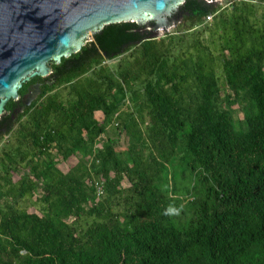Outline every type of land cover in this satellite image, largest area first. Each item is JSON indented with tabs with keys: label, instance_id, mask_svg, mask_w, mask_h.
I'll return each instance as SVG.
<instances>
[{
	"label": "trees",
	"instance_id": "obj_1",
	"mask_svg": "<svg viewBox=\"0 0 264 264\" xmlns=\"http://www.w3.org/2000/svg\"><path fill=\"white\" fill-rule=\"evenodd\" d=\"M175 15L103 24L5 101L0 264H264V0Z\"/></svg>",
	"mask_w": 264,
	"mask_h": 264
},
{
	"label": "water",
	"instance_id": "obj_2",
	"mask_svg": "<svg viewBox=\"0 0 264 264\" xmlns=\"http://www.w3.org/2000/svg\"><path fill=\"white\" fill-rule=\"evenodd\" d=\"M182 0H0V113L31 77L46 76L88 39L85 33L112 21L153 20L162 36ZM176 10V9H175ZM162 32V33H161ZM90 39V38H89Z\"/></svg>",
	"mask_w": 264,
	"mask_h": 264
},
{
	"label": "rangeland",
	"instance_id": "obj_3",
	"mask_svg": "<svg viewBox=\"0 0 264 264\" xmlns=\"http://www.w3.org/2000/svg\"><path fill=\"white\" fill-rule=\"evenodd\" d=\"M219 3H221L222 2V0H219L218 1ZM178 4L179 3H177V5H176V10L174 9V12H172V15H173V13H174V16L173 17H175L174 18V20H173V24H170V26H168V28H169V30H171V29H173L174 28V26H176V24L180 21V15H175V12L177 11V6H178ZM150 19V18H149ZM149 19H143L142 20V22H141V24H144V25H147L146 23H147V21L149 20ZM145 29L147 30V31H149L150 32V35H152V36H155V37H159V36H161L160 35V33L159 32H157V30L153 27V26H145ZM92 30H90V31H88L87 33H85V35H84V39H89V38H91V35H92ZM162 33V32H161ZM52 61H48L47 62V65L49 66V69L51 68L50 67V63H51ZM26 82V81H25ZM24 82V83H25ZM108 132L109 133H112V129L111 128H108ZM104 137H105V135H102V136H100V138H101V140H103L104 139ZM1 142V141H0ZM56 166L57 167H59V168H61V169H65V166H64V164H63V162H58L57 164H56ZM34 199V197L32 198V200ZM28 210H30V211H34V208L31 206V207H29L28 208Z\"/></svg>",
	"mask_w": 264,
	"mask_h": 264
},
{
	"label": "flooded vegetation",
	"instance_id": "obj_4",
	"mask_svg": "<svg viewBox=\"0 0 264 264\" xmlns=\"http://www.w3.org/2000/svg\"><path fill=\"white\" fill-rule=\"evenodd\" d=\"M27 81H29V80H27ZM38 94H39L38 83L37 82H29L27 84L26 90L22 93L20 99H21L23 104L27 105L32 100H34L38 96Z\"/></svg>",
	"mask_w": 264,
	"mask_h": 264
},
{
	"label": "clouds",
	"instance_id": "obj_5",
	"mask_svg": "<svg viewBox=\"0 0 264 264\" xmlns=\"http://www.w3.org/2000/svg\"><path fill=\"white\" fill-rule=\"evenodd\" d=\"M179 211H180L179 209L173 206H169L168 208L165 209L164 215H172V214L178 215Z\"/></svg>",
	"mask_w": 264,
	"mask_h": 264
},
{
	"label": "built area",
	"instance_id": "obj_6",
	"mask_svg": "<svg viewBox=\"0 0 264 264\" xmlns=\"http://www.w3.org/2000/svg\"><path fill=\"white\" fill-rule=\"evenodd\" d=\"M207 1H210V2H218L219 0H207ZM206 19H210L211 18V14H207L206 16Z\"/></svg>",
	"mask_w": 264,
	"mask_h": 264
}]
</instances>
